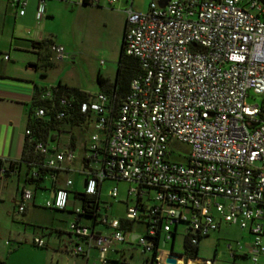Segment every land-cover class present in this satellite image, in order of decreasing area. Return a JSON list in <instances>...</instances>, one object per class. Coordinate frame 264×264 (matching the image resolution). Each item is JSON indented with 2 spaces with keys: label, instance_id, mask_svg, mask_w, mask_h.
Returning a JSON list of instances; mask_svg holds the SVG:
<instances>
[{
  "label": "built area",
  "instance_id": "obj_1",
  "mask_svg": "<svg viewBox=\"0 0 264 264\" xmlns=\"http://www.w3.org/2000/svg\"><path fill=\"white\" fill-rule=\"evenodd\" d=\"M132 1L123 9L121 40L123 52L138 60L139 71L114 111L100 90L89 92L80 110L92 115L82 191L98 193L104 179H123L126 197L134 195V203L126 204L121 219L100 212L98 203L97 221L109 228L106 233L74 218L69 233L82 244L71 251L86 254L95 247L94 264H105L112 244L131 239L140 252H149L140 264H217L214 258L173 251L161 255L157 242L161 234L169 239L180 223L189 244L221 223H238L250 239L243 250L239 241L227 243L230 256L264 264V0H148L146 10L134 9ZM10 3L23 13L26 0ZM44 13V0H36V19ZM50 50L56 59L65 56L61 44L52 43ZM249 95L261 99L249 103ZM50 96V85L43 87L39 98ZM43 113L42 105L33 109L36 116ZM29 133L26 127L24 134ZM173 138L189 145L184 161L171 158L167 146ZM33 147L52 176L74 157L72 150H56L42 140ZM0 170H7V163ZM70 183L66 178L64 185L52 186L46 206L64 209ZM107 193L114 198L118 189L113 185ZM31 195V188H21L18 210ZM130 219L143 221V230L134 234L124 228ZM33 242L43 244L39 237ZM168 255L174 263L165 261Z\"/></svg>",
  "mask_w": 264,
  "mask_h": 264
},
{
  "label": "rangeland",
  "instance_id": "obj_2",
  "mask_svg": "<svg viewBox=\"0 0 264 264\" xmlns=\"http://www.w3.org/2000/svg\"><path fill=\"white\" fill-rule=\"evenodd\" d=\"M28 3L26 14L23 17H20L16 23L10 21L5 23L2 29L0 28L1 47L6 49L8 42L12 40L18 45L33 50L34 54L37 55V71L38 73L41 72V80L46 86L60 81L70 87L96 89L98 88L96 82L98 73L113 81L116 75L124 28L125 13L123 9L128 6L127 1L116 0L112 4L102 2L96 5L95 3L83 4L64 0H45L46 9H49L50 12L48 16H43L40 19L35 17V9L32 8L33 0H29ZM147 4L148 0L132 1V6L136 10H146ZM12 30L14 32H11ZM38 32H40L42 39H40V45L35 46L34 37L37 36ZM52 43L63 46L65 56L62 59L55 58L54 53L50 50ZM260 99V95H249L246 101L252 103L259 102ZM79 127L78 125L65 128L61 126L62 131L58 132L57 139L61 142L64 137L69 136L68 133H71L74 138L77 136L80 142L85 141L87 144L92 125L89 123L87 129H83V131ZM167 149L171 151V158L184 161L189 145L173 138ZM75 151L78 154L82 153V147L77 145ZM71 175L76 180L75 187L80 190L83 189L80 175L76 177L74 172ZM113 185H116L118 189V194L114 198L107 193ZM127 186L128 182L123 179H104L99 192L100 212H106L111 216L114 214L123 215L126 208L123 200L126 198L127 204L134 203V195L126 197ZM74 191L76 190L70 193L67 200V210H49L44 207L43 210L36 211L35 217L29 221L23 220L24 216L21 213L13 211L12 215L6 213L5 209H10L8 199L0 202V252H5V249L7 250L15 240L18 241L19 250L21 249L23 252L24 250L33 251L34 256L27 261L41 264L45 260L46 264H49L50 260L47 257L49 254L43 258L37 257V253L32 248L38 246L33 242L32 237L37 235L42 227L43 229L51 228V230L43 233V237L48 241L47 248L52 249L51 264L55 263L56 257H59L62 251V243L67 244L65 234L69 232V222L75 218L73 211L76 207L81 206V201ZM145 201L152 202L151 199H145ZM108 202H112V208L104 210L103 206ZM80 222L87 225L91 224V220L85 217L80 218ZM95 226L105 230V233L109 231V228L99 222H96ZM142 230L143 226L141 225L140 231ZM72 236L76 238L74 234ZM183 239V224L180 223L173 238L172 234L169 239L161 234L158 250L168 251L171 249L173 252L182 253ZM249 239L248 230L241 228L238 223H221L217 229L200 237L197 243L196 257L214 258L217 264H250L249 258L243 256L233 260L227 249V243L234 244L235 241H239L243 246L241 250H243L246 241ZM69 244L73 245V241ZM134 246L139 252L138 246L136 244ZM72 255L68 252L67 260L59 262V264H72Z\"/></svg>",
  "mask_w": 264,
  "mask_h": 264
},
{
  "label": "crops",
  "instance_id": "obj_3",
  "mask_svg": "<svg viewBox=\"0 0 264 264\" xmlns=\"http://www.w3.org/2000/svg\"><path fill=\"white\" fill-rule=\"evenodd\" d=\"M28 2L29 0H26L24 11L19 14L15 6L10 3V0H0V28L2 29L7 22L12 21L16 23L20 17H23L26 14V7L29 5ZM102 2L108 3L107 0H98L96 5ZM35 5L36 0H33L32 8L35 9ZM44 6V16H48L50 11L46 9L45 0ZM11 32L14 31L12 30ZM40 36L41 34L38 32L37 36L34 37L35 42L33 43L35 46L40 45L39 42L41 41L40 39H42ZM3 54L7 55V57L4 58ZM36 57L37 55L36 53L34 54L33 50L28 49L26 46L18 45L12 40L8 42L6 49L0 46V160H2L3 164L7 163L9 160H18L20 158L25 139L24 129L26 128L31 101L37 89L46 86L41 80V72L38 73L37 71ZM82 90L93 93L99 90V88ZM79 128L82 131L83 129H87V127ZM67 135L69 136L64 137L61 142L58 139L49 140L48 145L56 150H72L74 157L72 159H65L62 162L61 168L53 176L46 174L39 186L34 185L32 182L25 181V167L22 163L13 169L11 168L5 171L0 170V202L8 199L10 209H5L7 214L12 215L13 212L21 213L24 216L23 220L29 221L35 217L36 211L43 210L44 207L49 210H60L46 206L45 202L51 196L52 186L64 185L66 178L71 179V183L68 186V198L73 190H83L75 187L76 180L72 177L71 173L74 172L76 177L80 175L83 184L84 174L81 172V168L85 164L83 156L86 151V142H80L77 136L74 138L71 133ZM77 145L82 147V153L80 154L75 151ZM101 184L102 182L99 185L98 193L100 192ZM23 186L31 188L32 195L31 198L25 202L23 210H18L17 205L20 198V190ZM119 201L122 202V200ZM123 203L127 204L126 198L123 200ZM111 208L112 202H108V208L106 210H110ZM65 210H67V204L66 207L60 211ZM45 211L47 210L45 209ZM68 211L71 212V210ZM114 216L122 215L114 214ZM75 217H77L76 214ZM93 226L95 230L105 232L102 228L96 227L95 224ZM140 229L141 225L138 224L132 233L136 234L140 232ZM49 230H51V228L43 229L42 227L40 232L37 233L38 236L36 234L33 235L32 240L36 236L41 237L43 244H45L43 246L37 245L38 247H33L32 249L35 250L34 252L37 253V257L40 258L49 254L47 257L50 260L49 264H51L50 258H52V249L47 248L48 241L43 237V233ZM65 235L67 236V244L65 242L62 243L60 256L56 257L55 263L53 264H59V262L67 260L68 252L69 254H73L72 264H94L97 261L98 253L95 247H90L86 254L73 253L71 251L72 247L76 243L82 244V241L77 237V239L73 238L72 234L69 232H66ZM131 237L133 238V235ZM71 241H73V245L69 244ZM17 242L14 240L13 244H11L7 250L5 249V252H0V264H35L27 261L34 256L33 251L24 250L23 252V250H19V244ZM158 243L159 240L157 242V251L161 255H164L168 251H172L171 249L168 251L158 250ZM134 245L135 242L131 239L112 244L106 253L108 260L105 264H140L149 254L140 251L137 252L136 246ZM41 264H46L45 260Z\"/></svg>",
  "mask_w": 264,
  "mask_h": 264
},
{
  "label": "trees",
  "instance_id": "obj_4",
  "mask_svg": "<svg viewBox=\"0 0 264 264\" xmlns=\"http://www.w3.org/2000/svg\"><path fill=\"white\" fill-rule=\"evenodd\" d=\"M86 3V2H84ZM41 41L39 42V44ZM139 71L138 60L127 55L122 50V40L117 60L116 75L113 81L100 75H96V82L100 91L105 92L109 96V102L112 105L113 111L122 100L126 92L128 91V84L130 78ZM43 88V87H42ZM42 88H38L33 100L31 101L26 127L29 128V135H25V139L22 146L20 158L18 160H9L7 162V169L16 168L19 164H23L25 167V181L32 182L34 185L39 186L43 181L44 176L48 174L52 169L43 165L42 154L34 150V142L36 140H42L48 142L49 140L57 139L58 132L62 131L61 126L69 127L72 125H78L81 128L87 127L90 123L92 115L89 111L80 110V103L87 100L89 92L70 87L61 83L60 81L50 85L51 96L49 98H39V93ZM60 98H64L65 102H60ZM42 105L44 107V113L41 116L33 114V109ZM58 112H62V116H58ZM103 154V150L100 152ZM0 160V165H1ZM76 196L81 201V207L83 212H75L76 220L85 217L91 220V224H95L99 215V194H87L83 191H74ZM121 219V216H119ZM143 221L138 219L125 220L123 222L124 228L133 231L136 225ZM172 236L175 234V230L171 231ZM156 237V242H157ZM197 243L189 244L188 235L184 234L183 239V252L187 257H193L196 255ZM155 251V249H154ZM153 252L151 253V256Z\"/></svg>",
  "mask_w": 264,
  "mask_h": 264
},
{
  "label": "water",
  "instance_id": "obj_5",
  "mask_svg": "<svg viewBox=\"0 0 264 264\" xmlns=\"http://www.w3.org/2000/svg\"><path fill=\"white\" fill-rule=\"evenodd\" d=\"M84 182H85V180H83V185H84ZM165 261L166 262H170V263H174L175 262V258H174V256L168 255V256L165 257Z\"/></svg>",
  "mask_w": 264,
  "mask_h": 264
},
{
  "label": "bare ground",
  "instance_id": "obj_6",
  "mask_svg": "<svg viewBox=\"0 0 264 264\" xmlns=\"http://www.w3.org/2000/svg\"><path fill=\"white\" fill-rule=\"evenodd\" d=\"M197 262V261H196Z\"/></svg>",
  "mask_w": 264,
  "mask_h": 264
}]
</instances>
